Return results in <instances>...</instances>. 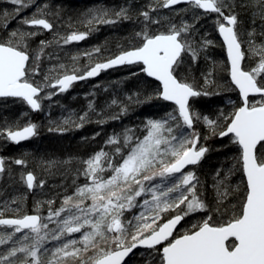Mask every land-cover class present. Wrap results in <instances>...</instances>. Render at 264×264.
Returning <instances> with one entry per match:
<instances>
[{
  "label": "snow or ice",
  "instance_id": "1",
  "mask_svg": "<svg viewBox=\"0 0 264 264\" xmlns=\"http://www.w3.org/2000/svg\"><path fill=\"white\" fill-rule=\"evenodd\" d=\"M8 2L15 6L12 11L16 16L22 9L32 7V0ZM254 2L259 9L255 15L264 21V0ZM181 3L201 9L205 14H216V27L226 46L230 79L239 91L240 104L231 113L221 111L216 120L201 117L189 103L192 97L214 94L206 90L213 83L212 73L205 75L201 90L177 71L185 56L196 62L199 53L213 42L205 39L196 45L190 39L195 25L188 23L170 24L166 32L150 33L148 26L160 22L150 15L156 11L155 7L140 13L146 26L135 34L140 40L138 46L94 62L93 56L102 54L101 48L96 47L84 53L89 63L83 67L79 64L80 57L74 55L70 63H57L42 71V58L47 55L49 60L53 59L45 51L53 43L62 47L79 42L96 25L127 19L126 9L113 13L99 9L84 21L87 32L62 36L57 33L53 41H40L34 53L29 51L30 41L41 30L52 32L54 29L43 9L21 18L26 28L12 30L0 39V97L19 98L33 111H42L43 100L67 92L76 81L96 77L119 65H139L141 72L159 82L157 96L176 105L178 113L147 121L142 137L135 136L130 129L122 136L109 137L106 145H115V148L111 151L101 148L82 160L78 175H83L86 182L77 185L71 195H65L59 208L51 207L55 201H47L46 217L37 212L4 218L3 211L8 209L0 211V226L11 229L0 232L3 249L0 264H67L69 258L90 250L91 264H124L125 257L138 246L151 249L157 264H264V43H256L255 29L247 33V41L241 39L238 15L228 0H163L160 6L170 8ZM9 15V12L0 13V28H8ZM246 60H254V66L246 68ZM128 99L131 101L132 97ZM135 102H140L138 97ZM112 105L120 108L112 119H118L128 110L117 100ZM88 107L94 111L91 103ZM201 119L212 134L229 137L238 147L244 192L239 206L232 205L233 210L225 218L217 221L208 215L191 229L179 233L177 225L186 216L208 211L197 191L199 178L193 171H185L187 166L198 164L208 151L200 144V134L194 128V123ZM170 121H182V125ZM87 122L90 118L85 112L75 119L65 118L49 131L63 132L67 130L65 126L80 128ZM182 127L190 131H175ZM35 135L37 125L32 123L0 129V136L15 143ZM15 163L24 165L25 161L17 159ZM4 171V161L0 159V173ZM157 177L159 181L153 183ZM22 179L29 189L43 186V181L35 183L31 172ZM227 179L225 176L216 182L218 204H223L231 194ZM132 209L139 211L128 219L125 213ZM11 211L19 212V208Z\"/></svg>",
  "mask_w": 264,
  "mask_h": 264
},
{
  "label": "trees",
  "instance_id": "2",
  "mask_svg": "<svg viewBox=\"0 0 264 264\" xmlns=\"http://www.w3.org/2000/svg\"><path fill=\"white\" fill-rule=\"evenodd\" d=\"M228 2L233 5L238 15L241 39L247 41V33L255 29L256 43L258 45L264 43V35H261L264 33V21L255 15L259 9L254 0H228ZM162 3L163 0H35L32 7L28 10L22 9L19 16H16L12 11L14 5L0 0V13H11L8 16V20L11 21L8 28H0V39L6 38L12 30L26 28L22 25L21 18L35 14L38 8L43 9L48 13L47 18L53 22L54 29L52 32L41 30L40 34L30 41L29 51L34 53L40 41H53L57 38V33L62 36L71 32H87L88 27L84 21L99 9L109 13L121 8L126 9L127 19L115 24L96 25L95 30L79 42H72L62 47L53 43L45 50L46 53L53 55V59L49 60L47 55L42 58V71H47L57 63H70V58L74 55L80 57L79 64L83 67L89 63L84 53L91 52L96 47L101 48L102 54L93 56L94 62L97 59L114 57L122 50L138 46L140 40L135 34L146 26L144 17L140 13L149 11L152 6L156 11L150 12V15L160 22L148 26L150 33L166 32L170 24L179 26L181 23H188L195 25L190 39L196 45L205 39L213 42L199 53L196 62L185 56L184 63L177 70L181 77H186L189 83H193L201 90L205 86V75L212 73L210 79L213 83L208 85L206 90L214 94L192 99L191 109L201 117L208 116L212 120L218 119L221 111L231 113L240 104V95L231 83L230 64L226 47L216 27V14H205L201 9H195L189 4L165 9L160 6ZM44 5H47V8H44ZM244 47L246 48L247 44ZM244 66L248 68L247 60ZM36 79L40 78L36 77ZM159 90L160 84L148 78L140 71V66L136 65L103 73L98 80L86 81L75 85L68 92L55 95L51 100L45 99L42 101L43 110L39 113H33L27 103L21 99H0V129H15L28 123L37 125V136L19 145L0 136V154L5 165L4 173L0 174V211L4 208L8 209L3 211V216L15 217L38 212L42 217H46L49 210L47 201H55L51 207L59 208L65 195H71L77 185L86 182L83 175H78V169L82 167L81 161L101 148L105 151L115 148V145H106L105 142L109 137L122 136L125 130L129 129L135 136L142 137L147 121L166 119L169 113L178 115L175 112V105L157 96ZM128 97H132V100L130 101ZM137 97L139 103L135 102ZM113 100H117L128 109L126 114L120 115L118 119L111 118L120 112L117 105H112ZM90 103L94 111L89 110ZM85 112L88 113L90 122L85 123L83 127L65 126L67 130L63 132L49 131L57 124H62L65 118L75 119ZM100 120L105 122L98 123L97 121ZM170 123L182 125V121H170ZM194 128L200 134V144L208 151L199 165L189 170L199 178L197 191L200 199L208 206V211H198L186 216L178 230L179 233L191 229L208 215H212L217 221L225 218L233 210L232 205L239 206L244 192V177L240 169L238 147L232 144L229 138L220 139L218 134H212L202 119L194 123ZM175 131L190 130L182 127ZM17 159L24 160L25 164L17 165L15 163ZM28 172L34 174L36 184L43 181V186L29 189L26 181L22 179V176H26ZM217 172L220 173L219 177ZM225 176H228L226 184L232 191L223 204H218L215 185L217 180ZM159 179L157 177L153 183L158 182ZM75 199L78 197L74 198V202ZM13 200L17 203L13 204ZM15 208H19V212L11 211ZM217 208L220 212L216 211ZM138 211L139 209H132L126 212L125 216L132 219L133 214ZM176 211L178 212L179 209ZM9 230L0 228V232ZM2 250L0 248V251ZM151 253L152 250L137 251L127 264H149V261L157 264ZM91 256L90 250L81 253L79 257L69 258L67 264H91ZM43 259L46 261L47 257Z\"/></svg>",
  "mask_w": 264,
  "mask_h": 264
},
{
  "label": "water",
  "instance_id": "3",
  "mask_svg": "<svg viewBox=\"0 0 264 264\" xmlns=\"http://www.w3.org/2000/svg\"><path fill=\"white\" fill-rule=\"evenodd\" d=\"M182 5H188L187 3H181V4H177V5H174V6H172V7H170V8H175V7H179V6H182ZM170 8H166V9H170ZM201 11H203V10H201ZM46 32H49V31H47V30H45ZM220 35V34H219ZM220 38H221V40H222V42H223V39H222V37L220 36ZM226 47V46H225ZM228 57V56H227ZM229 61V60H228ZM229 64H230V62H229ZM130 66H134V65H119V66H116V67H114V68H110V69H108V70H106V71H102L98 76H96V77H93V78H88V79H86V80H80V81H76V82H74L73 83V85L70 87V89H72V87L73 86H75L76 84H80V83H84L85 81H90V80H96V79H99L100 78V76H101V74L102 73H104V72H108V71H112V70H117V69H121V68H124V67H130ZM148 77V76H147ZM148 78H150V79H152V80H154V81H156L154 78H152V77H148ZM156 82H158V81H156ZM159 83V82H158ZM235 87V86H234ZM69 89V90H70ZM68 90V91H69ZM67 91V92H68ZM237 91H238V89H237ZM239 92V91H238ZM7 98H14V97H0V99H7ZM193 98H196V97H192V98H190V101H189V103L191 102V100L193 99ZM16 99H19V98H16ZM162 99V98H161ZM163 100V99H162ZM166 102H168V103H171V104H173L172 102H170V101H166ZM174 105V104H173ZM176 106V105H175ZM30 107V106H29ZM177 107V106H176ZM31 109V108H30ZM32 110V109H31ZM33 111V110H32ZM34 113H38L39 111H33ZM36 136V135H35ZM35 136H32V137H30L29 139H26V140H22L21 142H19V143H15V142H12L13 144H16V145H19V144H22V143H25V142H27V141H29V140H31V139H33ZM219 138L220 139H225V138H229V137H220L219 136ZM207 153V152H206ZM205 153V154H206ZM205 156V155H204ZM204 157H202L201 158V160L199 161V163L202 161V159H203ZM0 159H2L3 160V157H2V155L0 154ZM199 163L198 164H196V165H189V166H187V168L185 169V171H187L188 169H190V168H192V167H195V166H197V165H199ZM4 168H5V165H4ZM3 173V172H2ZM1 174V173H0ZM34 175V174H33ZM35 183H36V180H35ZM33 189V188H32ZM183 221H184V219L181 221V223L179 224V225H177V230L180 228V226L182 225V223H183ZM140 249H147V250H150V249H148V248H146V247H142V246H138L137 248H135V249H133L132 250V252L131 253H129V255L127 256V257H125V260H124V264L128 261V259L137 251V250H140Z\"/></svg>",
  "mask_w": 264,
  "mask_h": 264
},
{
  "label": "rangeland",
  "instance_id": "4",
  "mask_svg": "<svg viewBox=\"0 0 264 264\" xmlns=\"http://www.w3.org/2000/svg\"><path fill=\"white\" fill-rule=\"evenodd\" d=\"M1 1H3V2H5V1H7L8 2V0H1ZM35 0H32V3L34 2ZM10 3V2H9ZM12 5V4H11ZM11 5H8V4H6V6H11ZM15 7V6H14ZM6 8H8V7H6ZM11 8V7H10ZM30 8V7H29ZM29 8H27V10L29 9ZM254 64H255V61L254 60H247V65H248V68H251V67H253L254 66ZM199 146V145H198ZM1 188V187H0ZM0 194H1V190H0ZM182 207V206H181ZM181 227V226H180ZM180 229V228H179ZM178 229V230H179ZM75 235H79V234H75Z\"/></svg>",
  "mask_w": 264,
  "mask_h": 264
},
{
  "label": "flooded vegetation",
  "instance_id": "5",
  "mask_svg": "<svg viewBox=\"0 0 264 264\" xmlns=\"http://www.w3.org/2000/svg\"><path fill=\"white\" fill-rule=\"evenodd\" d=\"M2 157H3V156H2ZM3 161H4V159H3ZM4 218H14V217H4ZM0 228H6V227H4V226H0ZM9 231H11V229H10Z\"/></svg>",
  "mask_w": 264,
  "mask_h": 264
},
{
  "label": "bare ground",
  "instance_id": "6",
  "mask_svg": "<svg viewBox=\"0 0 264 264\" xmlns=\"http://www.w3.org/2000/svg\"><path fill=\"white\" fill-rule=\"evenodd\" d=\"M39 112H40V111H39ZM39 112H38V113H39ZM33 113H34V112H33ZM3 173H4V172H3ZM1 174H2V173H1Z\"/></svg>",
  "mask_w": 264,
  "mask_h": 264
}]
</instances>
